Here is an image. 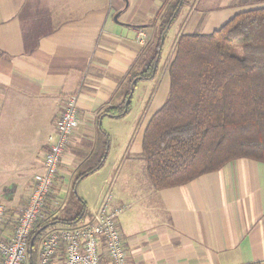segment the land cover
Wrapping results in <instances>:
<instances>
[{
  "label": "crops",
  "instance_id": "crops-1",
  "mask_svg": "<svg viewBox=\"0 0 264 264\" xmlns=\"http://www.w3.org/2000/svg\"><path fill=\"white\" fill-rule=\"evenodd\" d=\"M163 1L0 0V201L5 188L15 186L14 198L20 185L21 192L11 205L24 202L34 176L43 171L48 138L65 98L76 95L79 125L42 220L71 218L59 211L68 199V182L74 178L75 185L103 174L99 184L81 197L86 214L76 226L88 223L92 209L107 190L111 192L115 205L126 206L118 226L127 264H264L263 162L239 158L186 184L163 189L154 188L147 178L142 136L168 94L167 63L159 78L157 74L154 80L135 83L134 89L141 85L146 96L147 85H153L150 97L138 98L133 122L137 119L139 125L127 120L133 95L125 115H108L109 109L115 112L123 104L130 77L142 67L144 48L157 43L160 21L156 14ZM200 1H190L184 18L182 8L168 29L179 20L184 22L183 31L174 33L172 50L180 34H209L236 13L258 6L253 3L259 0H204L203 7ZM25 7L46 11L51 27L31 51L25 48L19 18ZM139 29L146 35L144 44L136 40ZM164 48L165 43L160 62ZM125 123L128 127L114 134L113 126ZM101 131L110 140L103 165L75 182L100 144ZM117 137L122 140L111 162ZM57 225L47 233L75 227ZM100 251L102 256V245ZM101 262H108L105 256Z\"/></svg>",
  "mask_w": 264,
  "mask_h": 264
},
{
  "label": "trees",
  "instance_id": "trees-1",
  "mask_svg": "<svg viewBox=\"0 0 264 264\" xmlns=\"http://www.w3.org/2000/svg\"><path fill=\"white\" fill-rule=\"evenodd\" d=\"M190 0H164L157 11L160 30L156 44L141 57L140 69L129 79L123 104L111 117H121L133 81L157 77L165 43L162 38ZM240 11L209 34L178 36L166 69L169 89L162 106L148 121L142 136L147 178L156 189L179 186L230 161L249 158L264 163V0ZM48 13L25 7L20 10L27 51L51 31ZM100 144L92 151L76 180L97 171L104 163L110 140L101 131ZM50 193L48 198L50 197ZM71 218L41 217L28 239V257L36 260V245L57 223L78 225L86 209ZM47 218V217H45ZM59 221V222H58Z\"/></svg>",
  "mask_w": 264,
  "mask_h": 264
},
{
  "label": "built area",
  "instance_id": "built-area-1",
  "mask_svg": "<svg viewBox=\"0 0 264 264\" xmlns=\"http://www.w3.org/2000/svg\"><path fill=\"white\" fill-rule=\"evenodd\" d=\"M136 40L145 43L146 35L142 29H139ZM78 125L77 96L70 95L65 98L54 133L48 138L43 171L34 176L24 202L11 206V203L0 201V264H33L28 257V239L35 222L45 216L47 197ZM125 207L115 205L111 192L107 190L102 202L92 209L88 223L70 229L50 230L40 240L36 245L34 264H127L118 226V218ZM104 256L107 263L101 262Z\"/></svg>",
  "mask_w": 264,
  "mask_h": 264
},
{
  "label": "rangeland",
  "instance_id": "rangeland-1",
  "mask_svg": "<svg viewBox=\"0 0 264 264\" xmlns=\"http://www.w3.org/2000/svg\"><path fill=\"white\" fill-rule=\"evenodd\" d=\"M190 1L192 2L193 0H190ZM215 1H216V3H218L221 0H215ZM199 3H201L200 4L201 7H203L205 5L204 0H201ZM248 8H251V7H248ZM248 8H246V9H248ZM188 10H189L188 8H184L183 9L181 18H184V16L186 15V12ZM183 25H184V22L182 20H179L178 23H176L174 25V27L171 28L165 34V48H164V53L162 55V60H161V62L159 64L160 66H159L158 78L161 75L162 71L164 70L165 64L168 63V61H170V58H172L173 50H172V45L171 44H172V40H173V37H174V33L176 31H178V30L179 31H183ZM152 86L153 85H147V91H146V93L149 94L148 96H146V95L143 94V89L141 88V85L137 86L136 89H134L133 98H132L133 101L131 100L132 101V106H133V111H131V113L127 117L128 122H130V123H136L137 125H139L138 124L139 122H138L137 119H136L135 122H133V120H134V114H135V109H136V105H137V101H138V98H139L140 95L141 96H144L146 98L150 97L151 96V93L153 92L152 91L153 90ZM125 124H120V125H117L116 124V125H114L113 128H112L115 131L114 134H116L117 131H120V130L122 131L123 129L127 128L128 125L127 124L125 125ZM120 136L123 137L122 134ZM122 137H117V138L113 139V145H112V147H113V150L114 151L111 154L110 159H109V161L111 160V162L114 160L113 159V156H116L117 155V151H115V149H118V147L120 146V143H121L120 140H122ZM103 177H104L103 174H101V175H93L90 178H87V179L84 178L83 180L77 181L75 185L73 184L74 178L72 179L71 182H68V183H70V185L67 186V188H66V191L68 192V194H67V198L68 199L66 200V202H63L62 209L59 210L60 213H63V215L66 216V217H72L76 213H80L81 212L80 211L81 210V206H80L81 200L80 199H81L82 196H84V192L85 191H90L93 186H96L97 184H99V182L103 179ZM63 188L65 189V186ZM20 192H21V186L19 185L18 188L16 189V192L14 194V198H13L12 201H7L4 198L1 199V201L12 204L13 201L18 197V195L20 194ZM64 195H65V193H64ZM47 201H48V199H47ZM11 204H9V205H11ZM66 211H67V213L69 211H71L72 213L66 214ZM59 226L60 225L55 224L53 227H59Z\"/></svg>",
  "mask_w": 264,
  "mask_h": 264
},
{
  "label": "water",
  "instance_id": "water-1",
  "mask_svg": "<svg viewBox=\"0 0 264 264\" xmlns=\"http://www.w3.org/2000/svg\"><path fill=\"white\" fill-rule=\"evenodd\" d=\"M167 31H168V27L164 31L163 38H162V43L164 42V36L167 33ZM135 83H136V80L133 81V85ZM133 92H134V86L131 89V94L126 99L124 112L127 111V107H128V105H129V103L131 101V97L133 95ZM14 190H15V186L14 185L8 186L7 188L4 189V198H5V200H7V201H11L12 200Z\"/></svg>",
  "mask_w": 264,
  "mask_h": 264
}]
</instances>
